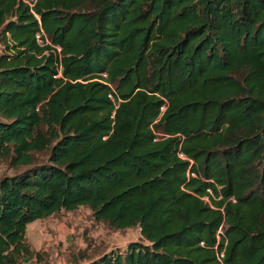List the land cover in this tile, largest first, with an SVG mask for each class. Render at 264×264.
I'll list each match as a JSON object with an SVG mask.
<instances>
[{
  "label": "trees",
  "instance_id": "obj_1",
  "mask_svg": "<svg viewBox=\"0 0 264 264\" xmlns=\"http://www.w3.org/2000/svg\"><path fill=\"white\" fill-rule=\"evenodd\" d=\"M0 43V264L80 208L143 239L86 264H264V0H0Z\"/></svg>",
  "mask_w": 264,
  "mask_h": 264
},
{
  "label": "rangeland",
  "instance_id": "obj_2",
  "mask_svg": "<svg viewBox=\"0 0 264 264\" xmlns=\"http://www.w3.org/2000/svg\"><path fill=\"white\" fill-rule=\"evenodd\" d=\"M3 51L0 43V55ZM6 174L13 173L1 166L0 177ZM27 240L33 256L22 264H86L105 253L125 250L132 242L143 241L139 228L109 229L97 223L87 208L61 212L33 223L28 228Z\"/></svg>",
  "mask_w": 264,
  "mask_h": 264
},
{
  "label": "built area",
  "instance_id": "obj_3",
  "mask_svg": "<svg viewBox=\"0 0 264 264\" xmlns=\"http://www.w3.org/2000/svg\"><path fill=\"white\" fill-rule=\"evenodd\" d=\"M23 2H24L27 6L30 7V9H31L32 12H34V8H35V6H36V4H37V0H23ZM36 39H37V41H38L39 44L44 45V33H43V31L37 33V35H36ZM48 43H49V42L47 41V44H48ZM57 49H58L59 52L61 51L60 48H57ZM103 76L106 77L105 74H103ZM110 97L112 98V96H110ZM162 110L165 111V108H163ZM180 157L184 159V155H180ZM209 193L212 194L211 191H209ZM205 200L208 201L207 198H206ZM233 201H234V200H233ZM234 202H235V201H234ZM219 234H221V231H220ZM218 239H220V236H218ZM218 255H219V259H220V260L223 259L224 256H225L224 252H220Z\"/></svg>",
  "mask_w": 264,
  "mask_h": 264
}]
</instances>
